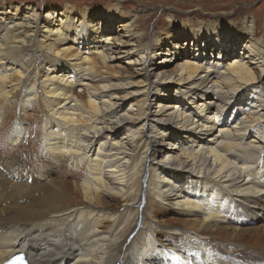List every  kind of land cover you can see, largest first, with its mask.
Masks as SVG:
<instances>
[{
    "label": "bare ground",
    "instance_id": "obj_1",
    "mask_svg": "<svg viewBox=\"0 0 264 264\" xmlns=\"http://www.w3.org/2000/svg\"><path fill=\"white\" fill-rule=\"evenodd\" d=\"M103 11L0 7V132L10 110L40 107L49 166L0 157V264H264V231L245 229L264 219V36L243 23L246 51L225 63L197 57L217 31L202 43L191 30L196 55L168 73L181 48L148 45L121 4ZM126 61L133 80L107 84ZM26 124L14 120L12 148Z\"/></svg>",
    "mask_w": 264,
    "mask_h": 264
},
{
    "label": "rangeland",
    "instance_id": "obj_2",
    "mask_svg": "<svg viewBox=\"0 0 264 264\" xmlns=\"http://www.w3.org/2000/svg\"><path fill=\"white\" fill-rule=\"evenodd\" d=\"M115 4H121L123 11L126 13L124 14L125 19L122 23L128 21L131 14L135 16L134 21L139 28L143 30L144 33L146 31L148 45L152 43L154 34H159L165 38L163 41H168L167 48H181L179 50V55H177L178 59L169 62V64L164 67V70L168 73H175L179 65L194 54L196 55L193 51L195 44H190L192 43V37L190 36L191 30L199 33L198 40L202 41V43L208 41L204 39V36L209 30L217 31V43L209 40L208 44H213V46H208L205 50L201 46L202 53H198L197 57L203 56V60H214L216 62L225 61V63H230V61L239 57L240 54L246 51L244 44L249 36L244 32L243 23L246 21H254L253 23L256 24L258 30V37L264 36V0H0V7L4 5H10L12 7L23 5L31 6L42 15L49 10L62 11L66 6H69L75 11L88 10V13L94 15L96 18L104 12L103 10L105 7ZM172 21H175L174 23L176 25H174ZM186 21L192 24H189L190 26L183 32L181 26H183L182 23ZM116 23L117 24L109 31H113L114 33H112V35L115 34V37L120 38L121 36L119 35H122L124 31H122L121 21ZM107 25L108 24L105 23L101 24V28L107 29ZM194 25L197 26L195 27ZM198 28H200L199 31L197 30ZM169 31L178 33V36L175 37L174 35V38L166 39L169 35ZM179 36L180 38H178ZM162 52H167V49H162ZM211 55H213V57ZM167 58L172 59L170 57ZM114 66L116 67L110 68L111 71L105 73L106 76L111 77L108 79L107 84L117 82L116 78L113 77L126 81L129 79L133 80L134 71L127 65V61L126 63H114ZM156 74L159 75V77L162 76L159 71H156ZM22 94L20 95V99L23 98ZM118 94L120 95V92ZM20 99L16 101L18 104L21 102ZM245 105L246 104L237 103L236 107L239 108L237 111L240 112L238 118L244 115L241 110ZM156 107L157 104L153 105L151 110H156ZM30 108L24 113L20 109L16 112L13 109L9 111L6 129L0 132V157L24 156V160L36 167V172H44L43 170L46 172L49 166L46 162L40 161L38 158L40 139L43 132L44 112L37 105H33ZM127 109L128 106L123 109L121 114L126 112ZM209 113L210 111L207 112V114ZM231 115L232 114H229L227 118L230 119ZM21 118H25L27 133L25 139L22 140L17 147L12 148L8 142L9 133L14 120ZM212 136L213 133L209 134L205 140ZM58 176L55 175L53 177L57 179ZM53 177L51 178L53 179ZM45 182L48 181L45 180ZM45 182L42 181L41 183ZM31 185L32 183H29V186ZM76 205L77 204L74 206ZM159 218L160 220H169L177 219L178 216L174 213L162 210ZM251 218L252 222H250L248 224L249 226L245 229L251 230L250 232L254 234L263 232L264 219L254 216H251ZM157 226L161 228L162 224ZM133 236L129 238V241H131ZM218 242L219 241L215 244L218 245ZM70 262H72V260L66 261L65 264Z\"/></svg>",
    "mask_w": 264,
    "mask_h": 264
},
{
    "label": "snow or ice",
    "instance_id": "obj_3",
    "mask_svg": "<svg viewBox=\"0 0 264 264\" xmlns=\"http://www.w3.org/2000/svg\"><path fill=\"white\" fill-rule=\"evenodd\" d=\"M9 264H24V258L22 256L17 257L16 260L10 261Z\"/></svg>",
    "mask_w": 264,
    "mask_h": 264
}]
</instances>
